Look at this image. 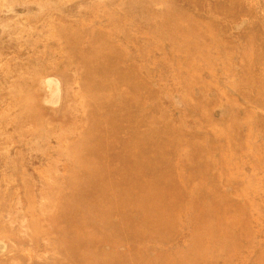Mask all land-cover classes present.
<instances>
[{
	"label": "rangeland",
	"instance_id": "374dc122",
	"mask_svg": "<svg viewBox=\"0 0 264 264\" xmlns=\"http://www.w3.org/2000/svg\"><path fill=\"white\" fill-rule=\"evenodd\" d=\"M228 2L0 0V264H167L214 225L264 264V0Z\"/></svg>",
	"mask_w": 264,
	"mask_h": 264
},
{
	"label": "bare ground",
	"instance_id": "6f19581e",
	"mask_svg": "<svg viewBox=\"0 0 264 264\" xmlns=\"http://www.w3.org/2000/svg\"><path fill=\"white\" fill-rule=\"evenodd\" d=\"M223 1H224V3H226L229 0H223ZM234 3H236V0L235 1H229L227 3V6L232 7L234 5ZM222 9L225 10L224 8H222ZM173 189L174 190L178 189V185H173ZM98 202L101 203L100 204L101 206L104 203V198L101 195L98 198ZM124 206H126V205H122V207H120L121 209L119 208L118 210L120 212H125V211H123L126 208ZM77 212L78 211H76L75 214L72 215V217L74 218L76 223H78V224L84 223L85 224L87 217H85L81 214H78L80 212H78V213ZM110 212L113 213L112 210L108 211L104 215V217L102 216V218L108 219ZM179 213L182 214L183 217H186L187 215H189V214L185 215L182 212H179ZM199 213L203 214L204 212L201 210ZM207 214H210V212L207 211ZM165 215H166V217H171L170 216L171 214H169V216L167 214H165ZM162 220L164 221L163 218H162ZM229 220H230V218H229ZM187 222H188L187 224H190V225L194 224L196 227H199V228L202 225L201 222L198 221V219L192 218V217H188ZM185 226H187V225L185 224ZM214 226L211 228H206L205 231H208L206 233H197V234L189 233V235L191 237L185 244L183 242L181 244L176 243L177 244L176 250H179V251L174 252V253L167 252L168 257L172 258V259L168 260L167 264H198L199 262L202 261L201 257H203V261H204L203 264H217L216 257L219 255L225 256L229 252L228 249H225V251H224V245L227 247V243H228L229 239L228 240H226L224 238L220 239L218 233H223V232H219L218 226H215V227ZM173 227H175V226H173ZM175 228H177V227H175ZM183 232H185V230ZM141 251H138L137 254H139ZM180 251H181V253H180ZM176 253H180V256L178 258L176 257ZM201 253H202V255H203V253H205L206 255L202 256ZM208 255H211V257L210 258H204ZM158 259L159 260H157L155 262H151V263L147 262V263L148 264H163L162 258L159 257ZM86 262H87V260H86ZM130 264H132V261ZM221 264H225V263L222 262Z\"/></svg>",
	"mask_w": 264,
	"mask_h": 264
}]
</instances>
